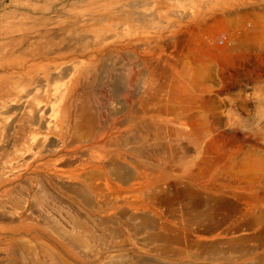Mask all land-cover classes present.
<instances>
[{
	"label": "rangeland",
	"instance_id": "374dc122",
	"mask_svg": "<svg viewBox=\"0 0 264 264\" xmlns=\"http://www.w3.org/2000/svg\"><path fill=\"white\" fill-rule=\"evenodd\" d=\"M245 1L251 4L232 5L227 11L235 13L255 8L260 12L264 9V0ZM161 3L167 5L168 0H157L153 10ZM150 5L149 0H0V31L4 29L0 32V58L6 56L9 51L13 52L12 49L15 52L26 48L30 42L36 40L38 34L45 31L52 32L50 36L59 35L67 40L81 39L84 36L81 33L88 25L104 24L118 16L120 18L125 6L145 9ZM153 10L149 9L147 13H152ZM236 18L241 20L240 15H236ZM248 19L252 21H246L245 26L252 30L254 18L246 20ZM73 30L80 34H74ZM223 32L216 35L217 40L213 43L219 51V57L213 59L214 61H207V69L203 71L204 76L201 75L202 84L207 90L206 97L209 99L204 110L207 138L212 137L216 148H221L222 151L240 147V152L233 159L232 169L242 184L245 181L253 182V192L242 189L237 195L229 191L212 194L208 188L200 192L195 187L187 186L176 176V157L171 162L163 157L160 150L153 151L151 141L141 140L143 128V131L140 130L142 134L137 135L138 131L134 127L127 130L118 124L127 114L120 105L125 98L129 99L128 89H136L140 83L146 84L147 75L144 70L150 65L147 60L155 59L152 54L157 50V34L154 31L139 30L138 33L125 36L120 41H109L111 43L101 49L94 47L78 57L80 60L94 63L91 66L94 68H90L87 76L81 79L80 87V93L87 91L91 108L94 107L91 109L95 115V131L90 133L92 142L76 141L61 146L59 128L54 130L52 125L46 128L44 121L47 116L38 120L28 112H22L20 115V118L29 121V125L21 131L25 134V140L12 141L13 136L2 130L3 117L0 116V264H23L17 253L25 251L28 243H32L37 251H40L42 242L57 245L66 258V264H264V51L260 52L263 58L261 59L254 49H244L241 53H246L248 59H241L237 57L238 49L232 48L233 41L229 38V33ZM164 33L162 34L167 39L166 31ZM221 36L228 37L230 41L223 43L220 41ZM165 52L169 54V51ZM232 56L236 58L237 65L231 63ZM75 57L76 55L72 54L63 55L56 58V61L47 63L46 73L42 70L31 73L34 83L29 88L34 92L33 95L35 94L32 98L39 96V101H42L39 106L44 108L45 114L47 112L49 115L53 103L52 89L55 87L52 85L57 86L47 76L72 70V59ZM162 58L163 55L158 56V61ZM3 61L9 62L6 59ZM170 61L175 63L172 59ZM184 61L185 58L176 60L177 66L184 65ZM160 65L167 67V64ZM99 93L103 100L98 106L95 97H98ZM113 111L118 112L111 118ZM114 118L116 122L106 124L105 120ZM38 123L41 125H36ZM33 136L35 139H32ZM125 137L129 138L130 142L126 143ZM98 140L105 145V150L95 156L91 151H97V148L93 147L97 146ZM171 144L174 150H177V143ZM18 151L19 153H16ZM17 159H20L19 162ZM61 161H69L72 165L63 166ZM6 164H9L8 167ZM214 166L215 175L211 173L203 179L206 187H215L217 180L222 181L226 177L221 173L217 174L216 164ZM260 167L262 169L258 171ZM95 171H100L102 177L100 174L92 177L90 172ZM139 172L143 174L142 179L136 178ZM237 180L232 181L236 183ZM90 185H93V188ZM161 185L163 187H160ZM43 189L49 192L46 197L41 193ZM153 194L155 198L151 200L152 203L150 199ZM198 203L200 205H197ZM66 205L82 220L85 217L90 218L89 225L94 226L95 233L105 230L106 241L92 248L93 251H85L78 244L73 245L55 233L53 229L59 225L62 226H59L60 231L64 233L66 229H70L67 224L69 212ZM143 222L147 225H141ZM161 226L169 229L174 238L178 239V243L173 247H176V250L168 254L163 252L166 245L164 241L156 237L157 241L155 238L151 239L156 233L162 234ZM113 229H119L120 235L113 233L116 231ZM125 239L127 241L123 242Z\"/></svg>",
	"mask_w": 264,
	"mask_h": 264
},
{
	"label": "bare ground",
	"instance_id": "6f19581e",
	"mask_svg": "<svg viewBox=\"0 0 264 264\" xmlns=\"http://www.w3.org/2000/svg\"><path fill=\"white\" fill-rule=\"evenodd\" d=\"M149 3H151L150 7L145 8V9H138V7L135 8V6L134 8L125 6L124 8H122V11H121L122 15L120 18H118L119 16L118 17L116 16L117 18H114L112 20L110 19L109 21H106V23L104 24L95 23V24L88 25L86 30L83 31L82 29L83 33L81 34H83L84 36L81 37V39L73 38L74 40L70 39L71 40L70 41L69 39L67 40L66 38L59 36L57 34H56L57 36H50V33L52 32L45 31L41 34H38L36 40H34V42L33 41L30 42L26 46V48L24 49L22 48L21 50H19L18 48L19 51H15V52H14V49H12L13 52L9 51L6 54V56L1 57L0 66L2 67V69L0 70V116L2 115L1 117H3L2 119L3 125L1 124L3 132L7 133V135L8 134L10 136L12 135L13 136L12 141H16L18 139H24L23 137L24 133H22L21 131L26 126L29 125L28 124L29 121L24 118H20V115L22 112H28L30 116H32L33 118L36 117L38 120L41 117L43 118V116L44 117L47 116L46 117L47 120L44 121L45 118L43 120L45 122L43 123L46 124V128L49 125H52L55 128L54 130H56V128H59V130L61 131V137H60L61 146H64V144H71L76 141L92 142L93 139L91 141L90 133L91 131L93 132L95 131L93 130L95 128L94 121H93L95 115L91 109L94 107L91 108V104L89 103L90 99L86 95L87 91L85 93L81 92L82 93L81 94L80 87L82 84L81 79L87 76V74L90 71L91 66H93L94 63L93 61L80 60L78 59V57L80 55H84L88 53L94 47H96L97 49H101L102 46H105L106 44H110L111 42L109 41H120L121 38H124L125 36L134 35L135 33H138L139 30H142V31L145 30L148 32L154 31L157 34L156 35L157 44L155 43L157 50L155 53L152 54V57H154L155 59L153 60L152 58H149L147 60V62L150 64L149 68H147V70H144L145 72L144 74L147 75V82L146 84L145 83L137 84L138 87L136 86V89H133V90L128 89L129 99H126L124 97L125 99L123 100L122 98L123 103L122 105H120L123 107L122 110L127 111V114L121 118L118 124H120L121 127L127 130L129 129L131 130V128L134 127V129L138 131L137 135L142 134L140 130H142L141 128H143L144 134L141 136V140L144 139L143 140L144 142L151 141V145H153L154 147V150L152 149L153 151L157 149L160 150L163 157L171 162L174 160V157H176V164H177V169H178L176 176L179 178V181L185 182L187 186L195 187L200 192L208 188L209 189L208 191L212 194H218V193L222 194L225 191H229L233 195H237L242 189H246V190L253 192V189H255L253 182L245 181L244 182L245 184L244 183L242 184L241 182H239L240 180H237L238 175L232 169L233 159L240 152L241 150L240 147L222 151L221 148H216V145H214L213 143L215 141L212 142L213 140L212 137L207 138L208 137L207 121L204 117L205 116L204 110H205L206 102L209 99H207L206 97L207 90L205 86H203L202 84L203 81L201 80V75L203 74V71L206 68V65H207L206 62L216 60L217 59L216 57L219 55V51L217 47L213 44L216 42L217 40L216 35H218L219 32L224 31V32L229 33V38L232 39L231 41H233V47H232L233 50L238 49L237 51H239L237 57L241 59H248V56H245L246 53L243 55L241 51H244V49H246L247 51L254 49L255 51H257L258 57L263 59L260 52L264 51V9H262L260 12H258V10L255 8H250L249 11L248 9H244V10H240L239 12H235V13H231L227 11V9L230 8L232 5L240 4L241 6H246V4L248 5L251 4L248 1L246 2L245 0H168L167 5L165 4L162 5L163 3L162 2L161 5L155 8L154 10H153V5L157 3V0H149ZM149 9L153 10L154 12L147 13ZM236 15H240L241 20H238V18H236ZM250 17L254 18V22H253L254 26L253 27L251 26L252 30H250V28H247L245 26L246 25L245 22L250 21L249 19L248 20L246 19ZM73 31H74V34H78V35L80 34L76 30H73ZM165 31H166L167 39H165L166 37L162 34ZM144 35L147 36L146 34ZM229 38L228 37L223 38L221 36L220 40L223 43H225V41L226 42L230 41ZM146 46H149V45H146ZM165 50L169 51V54H166ZM67 54L76 55V57L72 59L73 60L72 70H70L69 72H66V71L60 72L55 76H47L48 78H51L55 82V84H57V86L52 85L53 88L55 87L54 89H52V92H53L52 94L54 95L53 103L51 107L49 106L51 109L49 111L50 112L49 115L47 112L45 114L44 108L42 106H39V103L42 102V101H39V98H38L39 96L37 97L35 96V98L34 97L32 98V95L34 92H31V89L29 87L34 82H32L33 79H31V76H32L31 73L40 71V70H42L43 73H46L45 66L47 65L49 61L54 62L56 61L55 60L56 58L61 57L63 55H67ZM162 55L164 56V58L158 61V56H162ZM234 56H235V53H234ZM234 56H232L233 60L232 61L230 60V61L231 63L233 64L236 63L235 65H237V60ZM184 58L186 59V61H184L185 64L182 66H177L176 60L178 59L183 60ZM5 59L9 60V62L3 61ZM170 59H172L175 63L171 62ZM152 62H155L157 64L154 65V63ZM160 64H167V67H163ZM93 68L94 67H92L91 69ZM203 76L204 74L202 75V77ZM27 88H29V90L26 91ZM37 91H39V89ZM91 98H92V95H91ZM95 100H97L96 101L97 105L98 104L101 105L100 101L103 100V96L99 93V96L95 97ZM95 112L97 113V111ZM116 112L118 111H113V113L110 114V117L113 118V115L117 114ZM96 118H97V114H96ZM114 121L116 122L115 118L113 120L112 119L105 120L107 125L110 123L113 124ZM39 124L40 123L36 125H39ZM99 129H101V127H99ZM32 139H35V137L33 136ZM125 139H126L125 142L127 143V141H129V138L125 137ZM38 140L40 141V139ZM96 142H97V146H94L93 148H97V151L95 152L91 151L92 155H95V156H97L96 154L100 155L101 152L103 153V151L105 150V145L101 141L98 140ZM135 142L136 141L134 140L133 143ZM171 142L177 143V146H178L177 150H174V148L171 146L173 143L171 144ZM28 149H30V151L32 150L31 148H28ZM16 153H19V151ZM118 155L116 156L114 155V156L117 157ZM116 163L118 162L116 161ZM215 164L218 169L217 174L221 173V175H224L226 177H224L223 178L224 180L222 181L217 180L218 181L217 186L215 187L209 186L210 187L209 188L205 186L203 179L205 176H209L211 175V173H213V170L215 169V166H214ZM6 165L8 167L9 164H6ZM43 165L44 164H42V166ZM62 165L70 167L72 163L67 161V162H62ZM116 166L118 167L117 164ZM49 167H52V166H49ZM249 167H246V168H249ZM260 169H262V167H260L258 171H261ZM49 172H52V171H49ZM100 173H101L100 171H95L92 173L90 172V175L91 176L93 175L92 177H95ZM244 174H247V173H244ZM261 174L262 173H260V175ZM136 176L135 177L139 179L143 178L142 177L143 174L141 172H139ZM131 177L133 178V176ZM88 179H92V178L88 177ZM232 180H237V181L236 183H234ZM92 186L93 185H90V187ZM160 187H163V186L161 185ZM41 193H43L44 197L49 195L48 190H45V189H43ZM197 197L195 199H197ZM42 198L43 196L40 199ZM134 198H138V197H134ZM154 198H155V194L152 195L150 202H152L151 200H153ZM37 200H39V198ZM187 205L188 204H186V206ZM197 205H200V204L198 203ZM66 208L68 209V212H69L68 217H67V224L70 229L68 230L66 229V233H67L66 234L60 231V227L62 226L59 225L60 227L58 226L55 229H53L55 233H57L60 237L66 238V240L71 242L73 245L78 244L80 247L84 248L85 251L92 250V248L106 241L105 230L102 229L99 233H95L94 226L89 225V222L91 223V221H89L90 218L88 219L84 216L85 219L82 220L81 218L78 217V214L75 211L71 210L67 205H66ZM210 214H212V212ZM144 224L146 223L143 222V224L141 225H144ZM118 230L113 229L114 231L113 233H116V235L119 234ZM63 233L66 235H64ZM155 237L158 238V240L160 239V241L165 242L166 245H165V248H163L164 253L168 254L176 250L175 249L176 247L175 248L173 247H174V244L178 243L177 242L178 239L174 238V234L171 231H169V229L167 228L165 229L162 227V234L156 233L154 237L151 239H154ZM124 241H127V240L125 239L123 240V242ZM40 245H41L40 251H37V248L32 243H28L25 251H22V252L19 251V253H17V256H19L20 261H22L23 264H66L65 263L66 258L63 257V254L60 251V248H57V245L54 246L50 242H42ZM96 252H98V250H96ZM19 259L17 261H19Z\"/></svg>",
	"mask_w": 264,
	"mask_h": 264
},
{
	"label": "built area",
	"instance_id": "2783aa9c",
	"mask_svg": "<svg viewBox=\"0 0 264 264\" xmlns=\"http://www.w3.org/2000/svg\"><path fill=\"white\" fill-rule=\"evenodd\" d=\"M221 41V40H220Z\"/></svg>",
	"mask_w": 264,
	"mask_h": 264
}]
</instances>
